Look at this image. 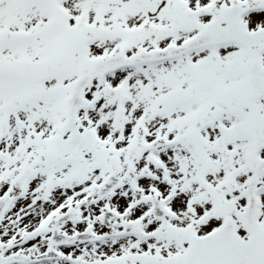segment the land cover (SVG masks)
I'll return each instance as SVG.
<instances>
[{"label": "snow or ice", "instance_id": "snow-or-ice-1", "mask_svg": "<svg viewBox=\"0 0 264 264\" xmlns=\"http://www.w3.org/2000/svg\"><path fill=\"white\" fill-rule=\"evenodd\" d=\"M0 264H264V0H0Z\"/></svg>", "mask_w": 264, "mask_h": 264}]
</instances>
